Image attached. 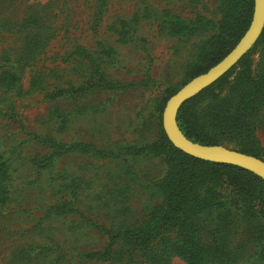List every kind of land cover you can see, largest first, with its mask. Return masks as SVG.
<instances>
[{
  "label": "rangeland",
  "instance_id": "374dc122",
  "mask_svg": "<svg viewBox=\"0 0 264 264\" xmlns=\"http://www.w3.org/2000/svg\"><path fill=\"white\" fill-rule=\"evenodd\" d=\"M220 2L0 0V154L10 164L0 173V264H149L123 231L161 201L154 184L168 166L134 149L159 138L163 101L217 32ZM263 57L264 44L251 70ZM230 69L199 115L241 67ZM255 133L264 160L260 116ZM220 189L218 216L195 220L207 260L264 264L258 192L242 196L228 180Z\"/></svg>",
  "mask_w": 264,
  "mask_h": 264
},
{
  "label": "trees",
  "instance_id": "16d2710c",
  "mask_svg": "<svg viewBox=\"0 0 264 264\" xmlns=\"http://www.w3.org/2000/svg\"><path fill=\"white\" fill-rule=\"evenodd\" d=\"M253 9L254 0H221L222 19L217 32L201 46L197 61L187 70L185 82L207 71L236 45L251 22ZM263 44L264 28L255 44L233 65L240 66L241 70L228 82L226 92L220 96L212 93L207 97L206 110L201 115L196 111L197 104L209 96L207 91L211 86L225 81L231 69L212 85L182 102L176 121L187 138L202 144L230 143L238 151L263 159V148L255 128L259 116L264 118V57L253 70L249 67V56ZM15 79L14 74L12 81ZM173 93L167 94L162 106ZM159 129L156 141L134 151L165 156L167 171L154 184L161 201L150 208L147 219L140 226L123 231L122 242L141 249L149 264H169L172 256L179 257L186 264H233L231 261H216L215 257L212 261L207 260L209 250L206 247H211L198 239L195 220H199V212L209 215L214 212L217 217L218 210L225 207L220 189L224 180H228L242 196H252L257 191V201L264 206V179L236 165L189 155L169 141L162 122ZM1 155L0 173H4L10 164ZM66 210L55 209L61 215L73 211ZM130 252L131 249L128 255ZM107 255V252H99L93 257Z\"/></svg>",
  "mask_w": 264,
  "mask_h": 264
},
{
  "label": "water",
  "instance_id": "95a60500",
  "mask_svg": "<svg viewBox=\"0 0 264 264\" xmlns=\"http://www.w3.org/2000/svg\"><path fill=\"white\" fill-rule=\"evenodd\" d=\"M264 28V0H254L251 22L236 45L215 65L198 74L172 94L162 112V126L169 141L194 157L239 166L264 179V160L221 144H202L187 138L178 126L176 114L185 100L214 83L255 44Z\"/></svg>",
  "mask_w": 264,
  "mask_h": 264
}]
</instances>
